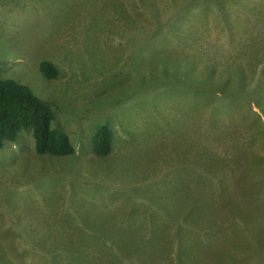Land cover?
<instances>
[{"label":"rangeland","instance_id":"1","mask_svg":"<svg viewBox=\"0 0 264 264\" xmlns=\"http://www.w3.org/2000/svg\"><path fill=\"white\" fill-rule=\"evenodd\" d=\"M260 1L0 0L1 77L47 102L76 150L38 155L31 131L1 149L0 264L68 263L53 244L133 248L103 264H264V113L226 80L249 74L239 44ZM122 231L137 241L101 238Z\"/></svg>","mask_w":264,"mask_h":264},{"label":"trees","instance_id":"2","mask_svg":"<svg viewBox=\"0 0 264 264\" xmlns=\"http://www.w3.org/2000/svg\"><path fill=\"white\" fill-rule=\"evenodd\" d=\"M255 5L253 13L254 18L251 25L252 30H249L251 35L247 42L248 44L243 42H240L239 44L240 51H242L239 54H247L246 60L249 67V74L238 67L235 70V77H229L226 78V80L228 82L236 81L237 83H241L238 85V90H235L232 93L238 95L240 93L242 97L244 95L245 98L251 99L257 103L256 106L261 108L264 113V13H261L260 10L262 9H260L257 3ZM259 5H264V0H261ZM220 7L222 9V5H220L219 8ZM232 17L233 16L226 17V21L231 23L233 21ZM239 54L236 56H239ZM239 59L244 60L242 56ZM229 64L230 63L227 61V63H223L222 65H225L224 67L227 66L226 69L229 70V68L232 67V65ZM226 69L225 72L228 71ZM39 71L49 80L55 79L59 75V69L57 66L46 60L39 63ZM209 76L210 80L208 82V86L204 87V89H208L210 91L215 86L211 82L214 77L212 72L209 73L207 77ZM244 88H246V92ZM205 92L207 94L209 93L207 91ZM226 93L229 92L226 91ZM55 118L56 114L53 108L37 96L30 87L21 84L14 79L3 78L0 73V151L6 144L16 143L22 131H31L34 139L35 151L38 155H50L53 157L74 155L76 150L70 137L53 126ZM92 141L93 151L97 156L106 157L112 153L113 132L108 126L100 127ZM123 231L118 234L112 233L110 236L101 238L105 240L112 238L114 244L120 243L121 236L123 239L129 238L130 240L128 242H132V244L137 241L135 238H131L130 236H123L126 235ZM181 231L182 230L179 228L178 231L175 230V233L171 234L173 236L172 240L175 244H177L178 241L179 244H183L186 240L185 233ZM214 236V242L215 244H218L217 240L220 239H218V235L215 233ZM169 239L170 237L168 240ZM97 245L100 244H93L90 247V250H88L79 249L72 244L65 247H63V245L59 246L58 244H53L50 250L47 251V254L52 255L51 259H53L58 253H64L65 250H63V248L67 249L71 246V248L66 250L70 255L68 263L66 264H79L78 260L86 261L84 264H103L105 260H116L122 255L129 256V254L133 251V248L128 247V250H125L126 254H124L121 246L111 248L112 246L98 247ZM183 250L185 249L183 248ZM84 251L90 253L89 258L88 256H85ZM143 254L144 253H142V255ZM181 256H184V251H181L178 257L181 258ZM215 257H217L216 253ZM207 258H212V255H207Z\"/></svg>","mask_w":264,"mask_h":264},{"label":"crops","instance_id":"3","mask_svg":"<svg viewBox=\"0 0 264 264\" xmlns=\"http://www.w3.org/2000/svg\"><path fill=\"white\" fill-rule=\"evenodd\" d=\"M0 42H1V40H0Z\"/></svg>","mask_w":264,"mask_h":264}]
</instances>
